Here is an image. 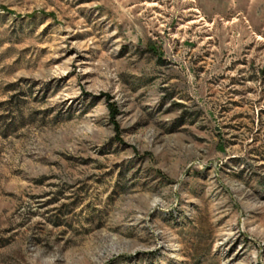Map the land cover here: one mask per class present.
<instances>
[{
    "label": "rangeland",
    "instance_id": "374dc122",
    "mask_svg": "<svg viewBox=\"0 0 264 264\" xmlns=\"http://www.w3.org/2000/svg\"><path fill=\"white\" fill-rule=\"evenodd\" d=\"M0 264H264V0H0Z\"/></svg>",
    "mask_w": 264,
    "mask_h": 264
},
{
    "label": "trees",
    "instance_id": "16d2710c",
    "mask_svg": "<svg viewBox=\"0 0 264 264\" xmlns=\"http://www.w3.org/2000/svg\"><path fill=\"white\" fill-rule=\"evenodd\" d=\"M112 114L114 115V114H116V112L114 110H112Z\"/></svg>",
    "mask_w": 264,
    "mask_h": 264
}]
</instances>
